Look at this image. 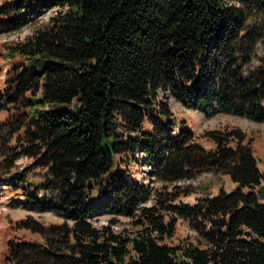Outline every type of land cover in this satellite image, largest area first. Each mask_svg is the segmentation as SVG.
Masks as SVG:
<instances>
[{
  "label": "trees",
  "instance_id": "16d2710c",
  "mask_svg": "<svg viewBox=\"0 0 264 264\" xmlns=\"http://www.w3.org/2000/svg\"><path fill=\"white\" fill-rule=\"evenodd\" d=\"M55 7L36 32L5 44L18 59L0 89V192L19 190L12 205L62 217L15 222L39 239L9 240L12 264H264L251 138L237 127L204 130L205 148L160 98L162 88L185 108L264 122V53L244 74L250 52L240 45L254 44L243 30L264 0H3L0 33ZM21 157L30 164L11 172ZM146 165L162 185L214 172L235 186L193 205L144 206L154 190L134 176ZM98 214L106 224L91 223ZM177 218L203 243L164 242Z\"/></svg>",
  "mask_w": 264,
  "mask_h": 264
},
{
  "label": "rangeland",
  "instance_id": "374dc122",
  "mask_svg": "<svg viewBox=\"0 0 264 264\" xmlns=\"http://www.w3.org/2000/svg\"><path fill=\"white\" fill-rule=\"evenodd\" d=\"M3 0H0L2 3ZM58 8H53L43 14L39 19L26 24L19 30L0 33V89L4 85L6 73L10 68V64L16 61L18 57L9 58L6 45L24 40L27 36L36 32L48 20L51 14L58 11ZM250 32L254 36L255 42L251 44L248 36L240 45L244 50L250 52V61L243 67V73L247 74L260 66H262V55L264 53V13L261 12L253 21H249L244 27L243 33ZM160 98L168 104L169 108L175 115V119L186 121L188 126L193 131L196 140L205 148H211L213 145L210 141L202 137L204 130H211L224 127H237L245 132L248 138H251V145L254 155L258 161V167L263 173L262 184L264 185V122H254L247 118L240 117L236 114L219 112L216 114H206L194 108L183 107L166 89H160ZM5 114L0 111V122L4 120ZM31 160L26 157H21L15 161L11 172H21L25 169ZM140 174H136L134 178L147 182L154 190L151 198L142 203L144 206H150L161 200L162 204H189L198 203L202 198L211 197L217 194L219 189L230 191L234 188V184L229 177L214 172H202L194 177L187 179L188 181H178L171 185H162L159 182L153 181V176L148 174L149 167L143 166ZM40 170L30 169L27 173L28 179L40 180ZM161 194V195H158ZM11 200H22L20 191H10L4 189L0 192V264H12V259L8 256L7 242L13 241H30L38 240L39 236L25 229H17L15 222L26 216H31L43 223L59 224L62 217L51 212H42L35 209H26L22 205H12ZM161 213L168 220L174 217L171 213L161 210ZM100 221H107L109 215L98 214ZM121 226L127 227L128 218L120 217ZM118 227V226H117ZM114 229L117 230L118 228ZM168 244H180L183 242H191L193 244L203 243L197 232L190 226L187 220L177 218L175 231L171 238L163 240Z\"/></svg>",
  "mask_w": 264,
  "mask_h": 264
},
{
  "label": "built area",
  "instance_id": "2783aa9c",
  "mask_svg": "<svg viewBox=\"0 0 264 264\" xmlns=\"http://www.w3.org/2000/svg\"><path fill=\"white\" fill-rule=\"evenodd\" d=\"M184 180L188 181L187 179H184ZM184 180H181V181H184ZM97 219H98V217H93L90 221L95 226H99L101 224H106V221H100V220H97Z\"/></svg>",
  "mask_w": 264,
  "mask_h": 264
}]
</instances>
